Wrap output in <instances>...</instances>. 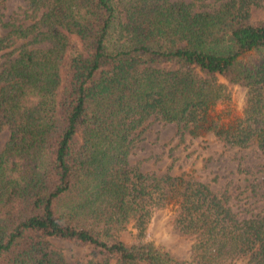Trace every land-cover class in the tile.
<instances>
[{"label":"trees","instance_id":"1","mask_svg":"<svg viewBox=\"0 0 264 264\" xmlns=\"http://www.w3.org/2000/svg\"><path fill=\"white\" fill-rule=\"evenodd\" d=\"M24 2L0 37V264H71L51 239L91 249L72 264H264V211L239 217L228 191L129 162L150 122L194 134L233 87L241 117L213 134L264 155V0ZM170 202L189 259L119 239Z\"/></svg>","mask_w":264,"mask_h":264},{"label":"rangeland","instance_id":"2","mask_svg":"<svg viewBox=\"0 0 264 264\" xmlns=\"http://www.w3.org/2000/svg\"><path fill=\"white\" fill-rule=\"evenodd\" d=\"M183 1L200 8L215 0ZM25 10L24 0H0V37L6 34L2 25L12 18H24ZM3 53L0 52V65L4 60ZM244 103L245 89L233 87L228 99L219 101L206 112L194 134H191L192 127L180 130L173 124L150 122L134 143L129 157L130 164L139 166L144 173L161 175L169 171L174 176L194 178L206 183L213 191L226 190L233 197L230 204L239 217L264 211V155L260 154L255 145L247 149L226 146L213 134L211 128L215 121L220 130L230 127L241 117ZM7 136L6 130L0 134V151ZM239 169L246 172H240ZM172 208L173 203L170 202L156 210L141 239H138L133 224L120 233L119 239L128 245L152 241L177 258L189 259L192 241L173 229L170 223ZM51 242L71 264L91 258L89 247L60 239H51ZM233 264L246 263L237 261Z\"/></svg>","mask_w":264,"mask_h":264}]
</instances>
